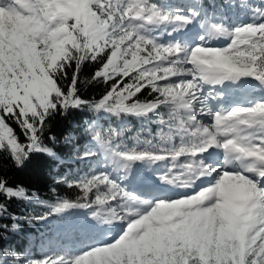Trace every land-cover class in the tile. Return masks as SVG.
Listing matches in <instances>:
<instances>
[{
    "label": "snow or ice",
    "instance_id": "1",
    "mask_svg": "<svg viewBox=\"0 0 264 264\" xmlns=\"http://www.w3.org/2000/svg\"><path fill=\"white\" fill-rule=\"evenodd\" d=\"M213 7L223 11L0 0V219L13 221L0 241L19 229L7 202L36 198L4 165L58 159L46 136L57 116L87 109L159 127L129 143L90 126L77 158L95 167L68 183L80 194L36 198L46 210L30 222H60L56 243L39 257L0 244V264H264V0ZM82 83L107 88L90 100Z\"/></svg>",
    "mask_w": 264,
    "mask_h": 264
},
{
    "label": "trees",
    "instance_id": "2",
    "mask_svg": "<svg viewBox=\"0 0 264 264\" xmlns=\"http://www.w3.org/2000/svg\"><path fill=\"white\" fill-rule=\"evenodd\" d=\"M205 9L211 15L214 11L218 15L223 9H214V4H220L222 0H200ZM227 2V0H223ZM260 3L261 0H253ZM94 67H86L81 73V81H86L94 72ZM81 95L85 99H99L105 92L107 86L99 84H81ZM142 100L147 97V93L140 97ZM104 113H95L87 109L73 110L67 116H57L51 121L46 136L57 137L59 143L55 150L58 159L53 160L46 155L36 154L22 169L12 168L10 164H5L4 174L9 178L12 185H19L25 188L30 194L35 193L39 200L53 202L56 196L75 199L79 191L69 188L68 183L79 179V176L87 175L92 169L89 163L95 167V162L80 160L78 154L83 151V147L90 137V126H97L99 130L114 129L126 142H134L137 137L141 140L150 139L155 131L159 130L156 124L143 123L134 117H128L125 125H119L113 116H103ZM105 115V114H104ZM73 134L72 143H65L63 137ZM2 163V162H0ZM32 202L14 199L8 203L10 215L19 217V229L15 232L9 230L8 239L0 241V244L11 245L13 249L25 252L29 244L37 237L48 234L49 228L55 226L58 221L52 220L48 223L31 220V217L45 211L43 205L36 201ZM13 221L9 217L0 219V224L11 225ZM58 237V236H57ZM57 241V239H56Z\"/></svg>",
    "mask_w": 264,
    "mask_h": 264
},
{
    "label": "rangeland",
    "instance_id": "3",
    "mask_svg": "<svg viewBox=\"0 0 264 264\" xmlns=\"http://www.w3.org/2000/svg\"><path fill=\"white\" fill-rule=\"evenodd\" d=\"M170 3H181L182 0H170L169 1ZM216 43V42H214ZM117 120L119 121V123L121 124V120L119 118H117ZM108 129H105L103 130L102 132H105L107 133ZM159 130H156L155 133H157ZM155 134H153L152 136H154ZM152 138V137H150ZM88 142V141H86ZM89 144H85L83 149L88 147ZM84 176H79V179L80 178H83ZM59 229H61V226L59 227ZM60 234V232L58 231V229L54 228V229H49V232L48 234L46 233L43 237H37L35 240H33L27 250L25 252H31L33 253L35 256L39 257L40 255L43 254V251L49 247L50 245H53L56 243V239H57V236Z\"/></svg>",
    "mask_w": 264,
    "mask_h": 264
}]
</instances>
